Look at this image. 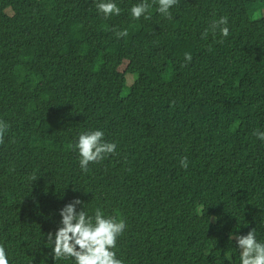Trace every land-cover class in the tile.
<instances>
[{
    "label": "trees",
    "instance_id": "1",
    "mask_svg": "<svg viewBox=\"0 0 264 264\" xmlns=\"http://www.w3.org/2000/svg\"><path fill=\"white\" fill-rule=\"evenodd\" d=\"M100 2L0 0V246L10 264H75L47 233L79 199L125 222L122 264H240L234 234L264 241V19L249 15L264 0H177L169 17ZM97 129L116 150L83 171L73 145Z\"/></svg>",
    "mask_w": 264,
    "mask_h": 264
},
{
    "label": "clouds",
    "instance_id": "2",
    "mask_svg": "<svg viewBox=\"0 0 264 264\" xmlns=\"http://www.w3.org/2000/svg\"><path fill=\"white\" fill-rule=\"evenodd\" d=\"M177 3V0H159L158 12L165 17L170 16V9ZM150 5L141 2L131 7V16L139 19L146 16ZM98 9L106 16L119 14L120 8L114 0L100 2ZM227 18L221 17L213 24L218 28L221 35L227 37L229 29ZM125 33H118L124 35ZM190 54H185L187 61L191 60ZM7 125L0 127V138L3 137ZM260 140H264V132L256 133ZM73 147L79 153V166L83 171L88 170L92 162L101 161L106 155L116 150V144L107 142L104 139L102 130H93L81 133ZM183 167H187V161L182 160ZM78 206L79 209H78ZM59 226L55 232L47 233V240L51 242L56 259L74 258L75 264H122L116 257L117 238L125 230V222L113 218H105L99 210H96L94 217L90 216L82 207L79 199L65 204L59 209ZM236 248L240 251V264H264V241L257 239V232L252 228L246 235L234 234ZM0 264H10L8 254L3 246H0Z\"/></svg>",
    "mask_w": 264,
    "mask_h": 264
},
{
    "label": "rangeland",
    "instance_id": "3",
    "mask_svg": "<svg viewBox=\"0 0 264 264\" xmlns=\"http://www.w3.org/2000/svg\"><path fill=\"white\" fill-rule=\"evenodd\" d=\"M8 14H12L11 11H8ZM249 15L252 20H261L264 19V5L262 4H254L249 7ZM135 75H128L126 80V88L122 92V96H125L128 93V88L131 86L133 81L135 80Z\"/></svg>",
    "mask_w": 264,
    "mask_h": 264
}]
</instances>
